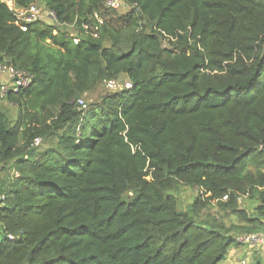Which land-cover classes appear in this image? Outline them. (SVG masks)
Masks as SVG:
<instances>
[{
  "label": "trees",
  "instance_id": "obj_1",
  "mask_svg": "<svg viewBox=\"0 0 264 264\" xmlns=\"http://www.w3.org/2000/svg\"><path fill=\"white\" fill-rule=\"evenodd\" d=\"M12 1L61 26L24 32L0 0V61L34 77L8 95L14 123L0 105V171H19L0 185V264H220L243 244L200 220L214 201L264 232V0H125L103 25L105 0ZM122 76L132 88L109 91Z\"/></svg>",
  "mask_w": 264,
  "mask_h": 264
},
{
  "label": "built area",
  "instance_id": "obj_2",
  "mask_svg": "<svg viewBox=\"0 0 264 264\" xmlns=\"http://www.w3.org/2000/svg\"><path fill=\"white\" fill-rule=\"evenodd\" d=\"M8 6V9L13 13L15 18V25L19 26L24 32H27L29 27L35 23H46L52 26H61L58 15L55 11L47 9L44 5L32 4L27 8L17 7L12 0H4ZM127 6L125 0H105V10L103 12H96L93 15V20L96 24L103 25L107 13L123 9ZM73 27V25L69 26ZM86 33L94 31V27L91 24L83 25ZM97 34H93L94 37ZM76 44L80 42L77 36H74ZM34 77L32 74L25 70L18 69L7 61H0V101L8 103V95L10 93H18L21 90L27 89L33 83ZM106 87L111 92L123 91L125 89H131L132 83L127 80L120 82L119 80L108 81ZM78 108L82 111H86L88 105L82 99L77 100ZM42 144L41 138H35L32 146L38 147ZM27 158V157H26ZM1 170V166H0ZM19 176L18 172H13V176ZM200 194H204L202 191ZM228 197H224L226 201ZM6 195L0 196V209L5 205ZM9 238H13L10 236ZM236 241L243 245H248L251 248H257L264 250V232L242 233L236 237ZM242 264H247L243 261Z\"/></svg>",
  "mask_w": 264,
  "mask_h": 264
},
{
  "label": "rangeland",
  "instance_id": "obj_3",
  "mask_svg": "<svg viewBox=\"0 0 264 264\" xmlns=\"http://www.w3.org/2000/svg\"><path fill=\"white\" fill-rule=\"evenodd\" d=\"M126 11H128V9H125V8L117 10V11H113V12L107 13V17L111 16V14L114 12H117L118 14L121 15V14L126 13ZM67 31L70 33H74V29L72 27H68ZM124 77L125 76H122L121 79H119V81L120 82L127 81V79ZM105 91H108V90L105 88L104 85H101L100 87L95 89L93 92L86 94L79 99H82L83 101H85L87 105H90L92 103L98 102L100 98L102 97V95L105 93ZM0 105L5 110L6 114L9 116L11 122L14 123L16 119L18 118L19 109L15 105L6 103V102H1ZM48 143H51V142L43 141L42 144L38 146V148L41 150H44L48 147L49 145ZM250 170L255 172L257 169L251 166ZM13 172H18L19 174V171H17V167L15 165L10 170V173L8 172L9 174L6 171H0V185L3 181H4L3 184L8 185L7 180L9 177L10 179L11 177H18L16 175L13 176ZM4 186H2L1 188H3ZM197 192L198 190L193 187H188V186H183V185L179 186L178 189L175 191V194L178 197L180 207L182 209L190 210V208L193 205V202L195 201V198L197 197ZM257 203L258 202L256 200H249L246 197H243L240 199V207L242 209L248 210L251 213L255 212ZM207 216H211L209 219H212V218H215L216 220L219 219L218 221L223 222L224 224H226L227 227L236 226L237 228H239V229H234V231L230 233V235L235 238L242 233L246 234L248 225L245 224L244 222H241V220H239L238 217L227 213V211L225 210H222L216 201H214V203H212L211 205L202 209L199 212V217L201 221H206ZM242 228H244L245 231H241ZM260 251H261L260 249L251 248L248 245H241L239 248H235L232 254L228 256V258H230V263L229 262L227 263L234 264V263H237L238 261L246 260L248 264H254L255 263L254 259L256 260L262 255V252ZM223 263L224 262L220 264H223Z\"/></svg>",
  "mask_w": 264,
  "mask_h": 264
},
{
  "label": "crops",
  "instance_id": "obj_4",
  "mask_svg": "<svg viewBox=\"0 0 264 264\" xmlns=\"http://www.w3.org/2000/svg\"><path fill=\"white\" fill-rule=\"evenodd\" d=\"M233 250H235V248H232V249L229 251V255H228V256H230V254H232ZM260 252H262L261 257H264V250H261ZM256 257H257V256H256ZM243 261H244V260H242V261H238L237 263H234V264H242ZM245 261H246V260H245ZM255 261H256V260L254 259V262H255ZM227 262L230 263V258H227V260L224 261L223 264H228ZM246 263L248 264L247 261H246ZM231 264H232V263H231Z\"/></svg>",
  "mask_w": 264,
  "mask_h": 264
}]
</instances>
